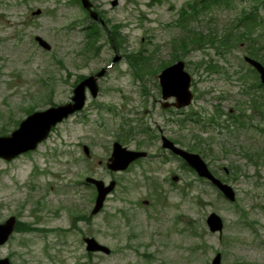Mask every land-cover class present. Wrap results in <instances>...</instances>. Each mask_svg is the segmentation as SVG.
Segmentation results:
<instances>
[{"label":"rangeland","instance_id":"1","mask_svg":"<svg viewBox=\"0 0 264 264\" xmlns=\"http://www.w3.org/2000/svg\"><path fill=\"white\" fill-rule=\"evenodd\" d=\"M88 1L101 22L79 0H0V136L33 111L67 103L79 80L104 69L96 97L86 92L84 108L35 151L0 159V222L20 214L30 231L14 233L0 258L10 253L11 264H210L219 253L220 264H264V90L249 89L256 78L243 60L255 59L251 48L264 57V7L258 5L261 24L238 41L235 36L247 33L238 17L251 10V0L189 18L188 29L218 40L232 29L231 45L182 49L188 30L179 13L194 0ZM92 23L98 35L89 38ZM175 57L185 64L193 96L178 110L161 107L158 81ZM211 63L215 71H208ZM130 129L132 136H120ZM160 136L198 154L232 188L234 201L169 157ZM113 142L149 157L111 172L105 164ZM87 177L115 183L96 215ZM211 213L223 222L220 233L207 229ZM84 238L110 254L86 252Z\"/></svg>","mask_w":264,"mask_h":264},{"label":"water","instance_id":"2","mask_svg":"<svg viewBox=\"0 0 264 264\" xmlns=\"http://www.w3.org/2000/svg\"><path fill=\"white\" fill-rule=\"evenodd\" d=\"M80 2L82 8L87 11L88 16L93 21L101 22L97 13L92 10V4L88 0H80ZM116 4L117 0H113L111 2L112 6H115ZM39 13L40 11L37 10L34 14L38 15ZM35 40L42 48L46 50L50 49V46L40 37H36ZM116 60V57L113 58V62ZM244 61L256 71L259 76L260 83L264 85V66L250 57H244ZM103 74L104 70H101L96 75L89 76L82 80L74 88L69 103L56 107H50L43 111L34 112L28 115L20 123L19 127L10 135L1 136L0 158L9 161L22 153L35 150L37 145L46 139L52 127L67 118L69 115L83 108L86 98V89H88L92 97H96L98 92L97 78H100ZM158 79L161 88V98L164 101L162 103V107L166 108L173 106L176 109H180L190 104L192 100V93L189 91L191 78L184 70V63L182 61H178L175 64L163 69L159 74ZM170 98H174L175 102L172 104L166 103V100ZM161 142L162 148L170 150L175 155L182 158L199 177L207 179L212 185H214L225 199L230 202L234 201L235 197L232 188L215 178L209 171L206 163L198 154L178 148L170 140L164 137H162ZM83 150L86 154H88L86 147H84ZM145 156V152L130 151L125 147H122L119 143H114L107 168L111 171H123L130 163ZM86 182L94 185L96 188L97 195L94 207L91 211V214L95 215L102 208L105 197L114 188L115 183L114 181H111L107 186H105L102 181L95 180L93 178H86ZM13 224L14 218H11L5 224L0 225V244L4 243L8 238L13 229ZM206 225L209 232L212 233L221 232L223 227L221 218L214 213L207 216ZM84 242L86 245L85 249L88 253L101 252L106 255L110 253L107 247L99 244L94 238H85ZM220 260V254L217 253L210 264H220ZM0 264L10 263L7 259H3L0 260Z\"/></svg>","mask_w":264,"mask_h":264},{"label":"trees","instance_id":"3","mask_svg":"<svg viewBox=\"0 0 264 264\" xmlns=\"http://www.w3.org/2000/svg\"><path fill=\"white\" fill-rule=\"evenodd\" d=\"M252 1V6H251V10L250 11H246L244 10L243 13L238 17V23L240 25H244V28L246 29L247 33H239V35L235 36L237 38V41L240 38L243 39H247L248 38V34L251 30L255 29L256 27H258L261 22L262 19H260V17L258 18L259 20H257L258 17V5H261L262 7H264V0H251ZM232 2V0H194L192 3L188 4V10L185 9H181L180 10V20H179V24H181L180 26H183L184 29L188 30V34L186 36L185 39L181 40V45L180 47L182 49H187L188 44H191V48L195 49V48H200L203 49L204 44H210L211 46L217 48L218 50H220L221 46L222 47H226L229 48L231 43H229V39L230 37L228 35H233L232 32L233 30H229L230 32H228L225 37L223 39L218 40L215 35H207L204 36L199 30L194 31L191 29H188L187 25V21L189 18H193L196 19L198 17L199 14H203L204 12L208 11L209 9H211L213 6H220L222 5H226L228 6L230 3ZM94 23H92L91 25H89L87 28H89V32L87 34V36L90 37H94L96 35H98V28L95 27V25H93ZM111 36H112V32H111ZM120 37L118 28L116 29V33H114L113 38H115L114 40L119 44L120 41H118ZM247 37V38H246ZM122 38V37H121ZM113 40V41H114ZM94 41V40H93ZM215 43H218L220 47L214 45ZM88 48H93L94 47V43H92L90 41V43H88ZM251 45V44H250ZM176 49V47H175ZM260 50H258L257 48H251L249 50V55L254 57L255 59L260 60L263 64H264V57H261L259 55ZM219 54H221V52H219ZM175 60L177 59V57L174 58ZM215 65L214 64H210L208 65L207 69L208 71L213 70L215 71ZM250 70L252 71V73L254 74L255 78H256V83L253 84L252 86L249 87V89H253L258 88V89H264V86H262L260 83H258L257 80V74L255 73V71L250 68ZM264 99V98H263ZM259 106L255 105V108H258ZM229 117H232L233 122H238V118L229 115ZM139 132L145 133V130H139ZM133 134V130H128V131H124V134L120 135L121 137H123L125 139V137H128L130 135ZM146 134V133H145ZM118 141L122 140L119 138L118 136Z\"/></svg>","mask_w":264,"mask_h":264},{"label":"flooded vegetation","instance_id":"4","mask_svg":"<svg viewBox=\"0 0 264 264\" xmlns=\"http://www.w3.org/2000/svg\"><path fill=\"white\" fill-rule=\"evenodd\" d=\"M85 78V77H84ZM84 78H82V79H84ZM81 79V80H82ZM80 80V81H81ZM73 90V89H72ZM72 92V91H71ZM69 100H70V97H69ZM167 152V151H166ZM167 153H169V152H167ZM169 157H174L175 159H178V157H176V156H174L173 154H170L169 153ZM19 215L20 214H17L16 215V217H15V219H16V222H15V225L13 226V232L10 234V236L8 237V239L6 240V242H4L3 244H1L0 245V248H2V247H4L5 245H6V243H8L9 242V239H10V237L12 236V235H14V233H16V234H25V233H30V231L28 230V229H26V227H25V225H22L20 222H19ZM11 217H14V216H11ZM7 219H5V221H6ZM5 221H3V222H5ZM3 222H0V224H2ZM18 222V223H17ZM37 232V231H36ZM35 233V232H34ZM22 245V244H21ZM3 259H7L8 261H9V263L11 264V260H10V253H9V255H6V256H4V257H2V258H0V260H3Z\"/></svg>","mask_w":264,"mask_h":264}]
</instances>
